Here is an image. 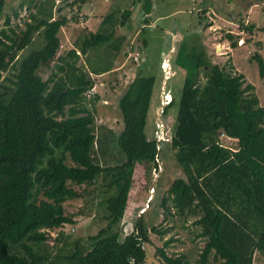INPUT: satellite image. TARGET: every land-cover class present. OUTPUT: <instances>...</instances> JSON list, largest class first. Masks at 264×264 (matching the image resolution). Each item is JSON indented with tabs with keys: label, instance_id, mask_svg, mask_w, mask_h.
<instances>
[{
	"label": "trees",
	"instance_id": "obj_1",
	"mask_svg": "<svg viewBox=\"0 0 264 264\" xmlns=\"http://www.w3.org/2000/svg\"><path fill=\"white\" fill-rule=\"evenodd\" d=\"M130 2H142L144 13L150 12L151 0ZM4 4L0 0V14ZM18 7L29 12L24 28L0 29V264H147L144 244L151 242L150 232L161 235L167 229L149 227L140 213L133 231L121 237L120 223L137 163L152 164L158 172L160 141L145 132L155 75L140 66L124 88L117 101L123 121L117 135L96 124L99 95H85L94 85L91 72L112 69L125 39L115 35L116 26H130L131 9L120 12L121 20L117 11L108 13L90 37L57 55L58 32L69 18L54 17L55 0H21ZM150 19L144 18L146 25ZM245 22L239 20V30L248 39L255 29L264 30ZM36 33L42 35L38 47L33 46ZM235 35L224 34L232 46ZM255 44L264 49V40ZM176 50L173 62L183 70V82L161 112L166 117L176 110L168 143L183 175L164 194L157 190L148 207L154 213L163 209L171 220L194 216L196 237L204 241L199 264H208L210 253L222 264H253L255 251L264 255V105L242 73L211 63L204 48L186 51L178 42ZM78 51L90 70L78 65ZM251 58L264 81L263 56L255 52ZM53 61L43 78L38 70ZM220 133L235 138L236 147L220 145ZM112 144L123 153L120 161ZM75 186H92L91 202L102 194L97 205L106 224L84 241L66 235L65 245L52 249L50 231L74 223L64 202L84 197L85 190ZM64 237L59 233L53 243ZM172 240L157 248L164 264H189L183 253H166Z\"/></svg>",
	"mask_w": 264,
	"mask_h": 264
},
{
	"label": "rangeland",
	"instance_id": "obj_2",
	"mask_svg": "<svg viewBox=\"0 0 264 264\" xmlns=\"http://www.w3.org/2000/svg\"><path fill=\"white\" fill-rule=\"evenodd\" d=\"M64 1L75 2V4L68 6L62 3V0L59 4L55 3L54 17L59 18L64 15L69 18L67 24L58 32L57 55L65 54L73 49L76 40L81 43L82 38L90 37L91 33L98 30L101 20L108 13L117 11L116 17L121 20L120 12L127 8L131 9L128 19L130 26L126 28L119 23L116 26L115 35L122 34L125 39L120 52L114 59L112 69L104 72L105 74L90 73L96 86L94 94L99 95L95 105L96 124H103L117 135L123 128L117 101L124 88L136 75L140 66L143 72L149 71L146 74H153L156 79L153 89L155 102L148 113L145 132L148 138H154L156 141L161 139L158 143V172L152 164L137 163L134 172L135 182L129 190L125 214L120 223L121 237L133 231L135 220L141 213L149 227L153 225L161 230L167 229L166 233L161 235L150 232L151 242L144 244L147 264H164L157 248L162 247L163 242L170 237L173 240L165 248L167 254L183 253L189 264H199L197 260L204 241L196 237L194 216L188 217L185 221L177 216L171 220L169 215L164 216L166 213L163 209L160 208L154 213L153 208L148 207L151 202L153 205L157 190L158 193L164 194L173 179L183 175L168 143L176 110L170 109L167 116L163 117L160 102L163 99H171L182 86L184 72L179 70L173 62L179 42L186 51L202 47L211 63L218 64L232 73H242L246 83L254 85L260 105H264V81L259 76L256 60L251 58L255 52L260 53L264 58L263 47L255 44L256 40L261 42L264 40V30L255 29L253 37L248 39L246 32L239 30L238 23L243 19L244 22L250 21L256 26H264V0H151V9L148 14L144 13L142 2L132 5L131 0H87L84 3L80 0ZM20 2L21 0H5L0 14V29L12 26L19 32L24 28L29 12L24 7H18ZM58 7L61 8L60 11H57ZM203 7L207 9L205 14L199 12ZM14 11H17V16H14ZM7 16L9 24L5 25ZM147 16L151 18V21L146 25L144 18ZM208 23L210 26L205 25L206 28H203V25ZM226 32L236 34L234 37L236 46H232L231 40L224 37ZM144 40L147 42L146 47L143 45ZM41 44L42 35L36 33L33 46L38 47ZM98 51H92L91 56L95 57ZM79 54L78 65L83 64L87 70H90L85 62V56ZM166 61H169V67ZM53 64L54 61L40 67L39 74L46 78ZM163 90H166L168 94L163 93ZM163 130H165V137L168 138L166 141L161 138ZM236 142V140L224 141L230 148H235ZM117 147L115 148L120 152ZM113 148L112 144L111 150L116 155L118 152ZM121 158L123 153L120 152L117 160L120 161ZM157 175L159 179L156 178ZM75 187L79 191L85 190L84 197L68 199L64 202L65 213L73 216L74 223H67L50 231L48 244L52 249L63 247L64 241L68 240V237H64L66 235H70L71 240L81 238L84 241L87 236L95 234L106 224L102 213L100 214L102 208L97 205V201L103 197L102 194L98 192L93 199L94 202H91L92 186H87L86 189L83 186ZM59 233H62L64 238L53 243L54 237ZM208 264H222V261L210 253ZM253 264H264V255L255 251Z\"/></svg>",
	"mask_w": 264,
	"mask_h": 264
},
{
	"label": "built area",
	"instance_id": "obj_3",
	"mask_svg": "<svg viewBox=\"0 0 264 264\" xmlns=\"http://www.w3.org/2000/svg\"><path fill=\"white\" fill-rule=\"evenodd\" d=\"M60 2H61V0H55V3H56V4H59ZM167 63H168V64H167ZM166 64H167L168 67H169V61H166ZM164 70H165V72H167L166 68H164ZM163 93L168 94L166 90H165V91L163 90ZM92 95H94V89H93V88L89 89V90L86 92V97L90 98V97H92ZM169 100H170V98H168V99H166V100L163 99V100L160 102V104L162 105V108H163L165 105H167V103L169 102ZM162 127H163V124H162ZM163 129H164V128H163ZM161 138H162V140H166V139H167V137H165V130L162 131ZM231 140H234V138H232V137H230V136H228V135H226V134H224V133H220V135H219V144H220V145H222V146H224V147H228V148H230L228 145H226V144L224 143V141H231ZM157 141L159 142V141H161V139H159V140H157ZM158 146H159V144H158ZM156 159L158 160V158H156Z\"/></svg>",
	"mask_w": 264,
	"mask_h": 264
},
{
	"label": "clouds",
	"instance_id": "obj_4",
	"mask_svg": "<svg viewBox=\"0 0 264 264\" xmlns=\"http://www.w3.org/2000/svg\"><path fill=\"white\" fill-rule=\"evenodd\" d=\"M95 87H96V86H95V82H94V85H93L91 88L95 89ZM91 88H90V89H91ZM88 90H89V89H88ZM88 90H87V91H88ZM87 91H86V92H87ZM86 92H85V95H86ZM94 93H95V92H94ZM171 99H172V98H171ZM171 99L169 100V102L171 101ZM169 102H168V103H169ZM168 103H167V104H168ZM165 106H166V105H165ZM232 138H233V137H232ZM166 140H168V138H167ZM166 140H163V141H166ZM234 140H236V139L234 138Z\"/></svg>",
	"mask_w": 264,
	"mask_h": 264
},
{
	"label": "crops",
	"instance_id": "obj_5",
	"mask_svg": "<svg viewBox=\"0 0 264 264\" xmlns=\"http://www.w3.org/2000/svg\"><path fill=\"white\" fill-rule=\"evenodd\" d=\"M146 14H148V13H146ZM153 20V19H152ZM156 20H158V17H156ZM105 74V73H104ZM101 84H102V82H101Z\"/></svg>",
	"mask_w": 264,
	"mask_h": 264
}]
</instances>
